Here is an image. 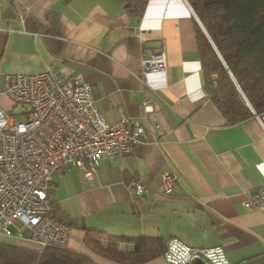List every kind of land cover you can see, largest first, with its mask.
Listing matches in <instances>:
<instances>
[{
    "label": "crops",
    "instance_id": "0c3cea01",
    "mask_svg": "<svg viewBox=\"0 0 264 264\" xmlns=\"http://www.w3.org/2000/svg\"><path fill=\"white\" fill-rule=\"evenodd\" d=\"M126 2L0 0V70L51 65L81 75L109 122L126 114L145 129L134 150L104 156L91 181L75 167L54 171L50 199L71 226L67 247L101 264H132L95 253L88 232L121 250L133 244L119 236L160 237L163 251L177 236L222 245L234 264H264V211L244 204L264 187V112L230 121L211 98L197 24L207 32L190 0H147L141 14ZM145 48L165 49L167 69L143 72ZM169 168L178 180L165 194L159 174ZM138 178L150 186L143 195L133 189ZM0 241L38 248L15 236ZM139 264L169 263L159 254Z\"/></svg>",
    "mask_w": 264,
    "mask_h": 264
},
{
    "label": "built area",
    "instance_id": "2783aa9c",
    "mask_svg": "<svg viewBox=\"0 0 264 264\" xmlns=\"http://www.w3.org/2000/svg\"><path fill=\"white\" fill-rule=\"evenodd\" d=\"M167 67L165 49H144L143 72ZM2 92L12 100L13 110L0 103V235L34 241L38 251L67 247L71 226L56 216L50 199L54 171L75 167L91 181L104 156L136 148L145 136L144 126L126 114L109 122L91 83L51 65L38 72L0 70V100ZM144 104L152 107L150 97ZM159 176L160 190L171 193L178 174L169 168ZM133 189L143 195L150 186L138 178ZM244 204L264 211V187L249 194ZM163 257L169 264H189L195 257L208 264H234L222 245L195 246L177 236L167 240Z\"/></svg>",
    "mask_w": 264,
    "mask_h": 264
},
{
    "label": "trees",
    "instance_id": "16d2710c",
    "mask_svg": "<svg viewBox=\"0 0 264 264\" xmlns=\"http://www.w3.org/2000/svg\"><path fill=\"white\" fill-rule=\"evenodd\" d=\"M207 33L197 24L206 88L228 120L239 122L264 112V0H190ZM147 0H127L141 14ZM246 97V98H245ZM254 110V111H253ZM88 232L86 243L97 254L139 264L163 254L160 237L119 236L133 244L121 250ZM0 264H101L91 255L68 247L43 251L0 241Z\"/></svg>",
    "mask_w": 264,
    "mask_h": 264
},
{
    "label": "rangeland",
    "instance_id": "374dc122",
    "mask_svg": "<svg viewBox=\"0 0 264 264\" xmlns=\"http://www.w3.org/2000/svg\"><path fill=\"white\" fill-rule=\"evenodd\" d=\"M194 11L196 12V10L194 9ZM196 14H197V12H196ZM197 16L199 17V15L197 14ZM199 19H200V17H199ZM201 20V19H200ZM202 21V20H201ZM203 23V22H202ZM204 24V23H203ZM205 26V25H204ZM205 28H206V26H205ZM9 97V96H8ZM10 101H11V99L10 98H1V100H0V103H1V106L4 108V109H6V110H9V111H11V110H13V108H12V106H10ZM17 231V229L16 228H14V232H16ZM23 234L24 235H28L29 234V231H28V229H25V230H23ZM98 236V235H97ZM99 237V236H98ZM95 239V238H94ZM100 239V238H99ZM96 241H98L97 239H95ZM101 240V239H100ZM98 242H100V241H98Z\"/></svg>",
    "mask_w": 264,
    "mask_h": 264
},
{
    "label": "water",
    "instance_id": "95a60500",
    "mask_svg": "<svg viewBox=\"0 0 264 264\" xmlns=\"http://www.w3.org/2000/svg\"><path fill=\"white\" fill-rule=\"evenodd\" d=\"M206 32H207V30H206ZM189 264H208V263L200 257H195L191 260V262Z\"/></svg>",
    "mask_w": 264,
    "mask_h": 264
}]
</instances>
